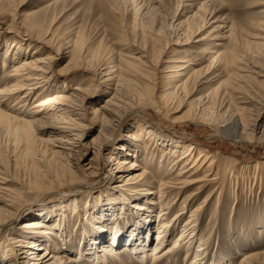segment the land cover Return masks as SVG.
<instances>
[{
    "label": "rangeland",
    "instance_id": "rangeland-1",
    "mask_svg": "<svg viewBox=\"0 0 264 264\" xmlns=\"http://www.w3.org/2000/svg\"><path fill=\"white\" fill-rule=\"evenodd\" d=\"M38 36L49 42L50 48L36 42ZM263 44L264 0H0L1 88L12 73V67L19 62L36 57L46 58L49 53H59L52 70L53 77H57L54 82L51 80L43 84L24 107L17 106V109L21 108V113L16 109L9 111L14 106V99L2 106L3 110L23 117L22 112L32 111L33 104L48 93L68 86L66 89L72 94L77 85L96 92L87 106L92 107L91 110L88 109L90 118H93L95 107L100 112L105 110L103 107L106 106L107 98L118 84L124 88L121 98L129 97L136 104L135 110L124 119L125 125L106 149L101 153L97 151L104 138L94 141L100 133V125L95 123L82 139L83 148H76L75 152H71L76 158L72 160L70 170L62 169L52 175L48 168L39 163L38 155L33 157L32 154H27L26 145L19 137L4 127L0 128V165L10 181L6 183L9 192H0V198L10 200L14 197L24 208L15 225L0 231V249L8 246L11 235L20 233L25 222L32 220L46 224L43 223V216L48 221H52V218L54 222L63 220V233L68 237L64 241L68 246L58 253L61 254L59 258L62 264H91L85 258L80 259L82 253L88 251L92 237L105 246L108 244L112 229V224L108 222L112 218L109 211L113 208L117 213L125 203L120 196L121 192L110 189L138 184L140 182L133 179L141 174V183L151 186L153 201H160L158 197L161 181L173 182L175 180L172 179L177 175L174 172L176 168L171 167L178 154L171 155L174 151L168 154L175 145L172 143L185 140L198 149L194 156L197 157L200 151H204L216 157L215 172L221 174L217 180L219 185L208 183L203 193L196 200H189L186 205H183L185 197L195 188L187 189L186 192L172 191V196L175 194L174 197L171 196L175 200V208L170 220L184 207L182 212L185 213L177 220L178 227L164 247H172L180 229L191 215L190 210L192 212L201 206L195 232L198 237L192 253L186 254L181 247L177 250L178 255L169 256L160 264H191L190 260L194 258V251L200 243L206 248L202 264H240L246 256L259 254L262 255L263 262L258 264H264V143L236 145L214 136L209 124L192 122L190 116L200 113L196 105L190 103L209 95L216 98L205 106L209 115L205 111V118L222 120L229 112L241 109L244 118L255 119L261 104L255 108L244 104L241 100L244 94L241 93L258 101L264 99V72L260 77L250 73L253 65L257 66V70L264 71ZM72 54H78L81 59H73L74 67L70 71L62 70ZM213 56L216 57L214 63ZM233 56L240 62L238 65L241 70L243 69L241 75L246 76L242 80L237 79L232 74L234 68L225 63L226 59ZM128 63L133 70L129 73L136 74L137 78H125L124 75L129 74L124 71ZM106 66L116 71L113 77L115 80L109 86L99 82V71ZM178 67L183 69L179 70ZM248 77H257L258 85ZM118 79L119 82L124 81L119 83ZM186 81L189 96L170 101L163 108V104L159 102L164 92L180 87ZM144 83L146 91L142 88ZM23 95L24 92L21 93ZM156 104L159 110L154 108ZM135 123L152 127L163 138L157 137L159 141L147 138L143 142L131 141L135 146L131 148L139 151L140 159H137L138 167L127 172L130 166L124 170L116 161L107 164L105 160L110 151L120 148L118 145L121 138L133 131L131 126ZM40 137L45 141L59 139L49 133H41ZM58 143H55L56 147L41 145L37 150L45 151L48 148L50 152L65 150L70 153V150ZM57 162L54 160L55 166ZM181 167L182 164L179 169ZM129 173L132 174L131 178L127 177ZM36 178L37 182H33ZM131 194L126 192L130 198L128 205L125 203L127 210L128 206L143 199L140 195L138 197ZM113 197L116 200L112 204L109 200ZM76 198H80L77 204L81 216L71 214L66 218L61 211H54L57 205L65 204L68 207ZM153 210L154 220L160 205ZM102 213L105 216H101ZM9 214L14 215V210L0 203V219ZM89 214H92L90 221ZM136 220L134 212L127 211L126 217L119 222L123 232L120 236L122 244L130 239L129 232ZM99 222H104L107 229L97 235L92 225L100 224ZM157 226L158 224L151 232V242L157 237ZM53 234L52 241L62 247L65 243L59 239L62 233L53 231ZM19 249L16 248L17 251ZM20 253L19 262H29L30 251L25 248ZM154 254L152 248L145 253L144 261L138 262L134 252H115L107 264H155ZM77 258L80 259L79 262Z\"/></svg>",
    "mask_w": 264,
    "mask_h": 264
},
{
    "label": "bare ground",
    "instance_id": "bare-ground-1",
    "mask_svg": "<svg viewBox=\"0 0 264 264\" xmlns=\"http://www.w3.org/2000/svg\"><path fill=\"white\" fill-rule=\"evenodd\" d=\"M206 13H208V10L206 11ZM209 13H211V11ZM36 42H38L43 47L50 48L48 44L49 42L44 41L42 36H38ZM58 56H59L58 52L55 55H51L49 53L46 56V58L36 57L33 59L31 58L26 62H19L16 66L12 67L13 71L8 76L7 81L4 83V86L2 88L0 87V128L4 127L7 130H10L12 134L19 137V139L26 145L27 154H32L33 157L38 155L40 158L39 163L43 164L46 168H48L50 170L49 174L51 175L57 174L62 169L70 170L71 162H73L72 160L76 158L75 157L76 155H74V153L71 152H75L74 150L76 148L77 149L83 148L82 139L86 134L87 130H92L95 123H98L100 125V133L99 136L94 141H98L100 138H104V141L101 143L100 148H97V151L98 153H101V151L106 149L108 145L111 143V141L113 142V140L116 138L117 132L120 129H122V127L125 125L124 119L129 117L128 115L131 114L133 110H135V106H136V104L133 103V101H131L129 97L121 98V96L124 94L123 91L124 88L123 86L118 84V87H116V89L112 92L111 96L107 98L106 106L103 107L105 110L100 112L98 108L96 107L94 108L93 118L89 117L88 109L90 107L87 106L90 105L91 99L95 96L96 92H92V90L89 88H83L81 85H77L75 88H73L74 92L72 94H69V92L67 91L66 88L68 86H66L65 89L62 88V90H55L53 92L48 93V95H45L41 100L33 104L34 107L32 108V111L27 113L22 112L24 113L22 115L23 117H18L16 114L8 113L7 111L2 109V106H4L6 103H9L10 100L14 99L15 100L14 106L10 107L9 111L17 110L20 112L21 108L17 109V106L24 107V105H26L29 102V100L36 95L35 92L37 91V89L43 87V84L45 85V83L47 84V82H50L51 80L53 83L54 82L53 80H55V78L57 77H53L52 70L54 64L56 63L55 61L58 59ZM73 59L76 60L81 59V56H78V54H72L70 61L62 70L70 71L74 67ZM215 60L216 57L213 56L212 63H214ZM225 63L229 65L231 68H234L232 74H234V76H236L237 79L242 80L246 78L245 75H241L240 72H242L243 69L241 70V67L238 65V63L240 62L237 61L234 56L226 59ZM256 68L257 66L253 65L250 68V73L253 75L255 74L257 77H260V75H262V72L264 71L261 69L257 70ZM79 69L82 68L80 67ZM177 69L182 70L183 68L178 67ZM236 70H238V72ZM124 71L128 73L131 71L133 72V70L130 68L129 63L125 66ZM115 72L116 71L114 68L111 67L109 68L106 66V68H104L102 71H99V76H100L99 82L102 84L104 83L106 86L109 83L114 82L115 79L113 80V77L116 75ZM124 76L128 80H130L131 77H136V78L138 77L136 74H130V73ZM257 77H248V78L253 80L254 84L256 83V85H258ZM229 79H231V77H229ZM229 79H227V81H231ZM187 83L188 81L184 82L180 87L176 86L173 90L167 89L164 92V96L160 98L159 103L163 104L162 107L163 108L167 107L170 104L169 103L170 101L181 99V97L183 96H184L183 99L187 98L189 96V95L187 96L188 93L187 91L188 87H186ZM144 86H146V83L142 85V88ZM146 88L144 87L143 89L145 90ZM144 90L142 92H144ZM22 92H24L23 96H21ZM241 94H244L242 95L243 97L241 98L244 104L251 105L253 108L257 107L258 104H261V107H259V110H257L258 112L255 119L253 118L251 119V117L250 119L249 117L244 118L241 109H239L238 112H229V114L223 117L222 120H216L212 117L205 118V115L207 113L205 106L208 105V103H210L211 99L216 98V96L212 97L207 95L206 97L202 96L199 99L190 103V105L193 106L196 105V107L200 111V113H197L196 115H192L191 113H190L191 115L189 114L191 116V121L197 124L199 123L203 124L204 122L209 124L213 130L214 136L221 139L223 138L225 140L227 139L236 145L247 146L251 142H258L259 144L260 143L263 144L264 143V99L262 98L260 101H258L245 93H241ZM39 97L40 96L38 95V98ZM222 100L224 101V98ZM136 102L141 103V101H137V100ZM154 108L159 110V106H157V104L155 105ZM229 110L227 109V113ZM205 111L206 113H204ZM131 127H133V131L129 132L130 134L126 135L124 138H121L119 142L118 146L120 147L119 148L120 150L117 148V151L116 149L110 151L107 154L108 159L105 160L107 164L109 163L111 164L112 162L116 161L117 165H121L123 167L122 169L124 170L126 169L127 166H130V168L126 170L127 172H130L133 169L135 170L138 167L137 159H140L139 151L132 150L131 147L135 148V146H133V143L131 141L143 142V140H145L146 138L148 140L156 139L159 141L157 137H162V135L154 131L152 127H150L151 128L150 129L149 127L141 126L136 123L134 124V126ZM41 133L54 134V136L59 139L45 141L44 138L40 137ZM57 141L59 142L58 144L64 146V149L70 150V153H67L65 150L60 152H50V150H47L48 148H46L45 151L43 149L37 150L38 148H40L41 145L46 146L45 144L53 145L54 147H56L55 143H57ZM172 144L175 145L173 146L172 152L170 151V153L168 154L173 153V151L174 154L171 155L175 156L178 154V158L175 159V161L172 163V165L173 164L174 165L171 167L172 169L176 168L174 172H176L177 175L175 176L176 177L175 179H172V181L175 180L173 182H165V180L163 182L161 181V184L159 186L160 195L158 197V200L160 201L154 202L155 200L151 197V195H153L151 186L149 185L147 186L148 183L147 184L141 183V181H143V176L141 174L138 178L133 179L134 181L140 182L138 184H133L128 186H115L112 188L113 190L110 189V191L113 192H121L120 196L123 198L126 205H128V201H130V198H128L129 196L126 195V192L132 193L131 196H136V195H138V197L142 196L143 199L139 200V202H136L132 206H128L129 207L128 210L126 208L127 206L125 207V203L123 206L120 207L118 206L119 209L117 213L115 212V210L113 211L112 208L111 211H109L111 214L110 216L112 218L110 217L111 219H108L109 224L110 225L112 224L111 235H109L111 236L110 241L105 246L103 245V243L101 244L97 242L95 240V237L94 238L92 237V239H90V241H92L91 242L92 244L88 248V251L85 252V254L82 253L83 256L80 255L81 260L85 258V260L91 264H107V262H109L110 260L109 258L111 257V255H113L115 252L120 254L124 252H134L135 254L134 256H136L137 261L143 262L145 259V253L151 250L152 248H154L155 251L154 263L160 264L167 257L169 258V256L175 254L178 255L177 250L181 247H183L186 254H190L193 252L198 237V235L195 232L197 231L196 224L197 221L199 220L197 217L198 211L201 206L195 208L194 211L192 210V212L190 210L191 215L189 216V218L186 219L183 228L180 227L181 229L179 236L172 243V247L169 246L164 247L165 243H167V241H170L169 239L172 237L173 231L178 227L177 220L183 217L185 213L182 212V210H184L185 208L184 207L181 209L180 213L175 218L170 220L172 216V212L174 211L175 208V205L173 204V201L175 200L171 199L172 191L177 190L178 192H183L185 190L186 192L187 189L195 188L194 191L192 190V192H190L185 197L183 205H186L187 202H189V200L190 201H193L194 199L196 200L198 195L203 193L208 183L211 184L217 183V180H219L218 176L220 173L218 174V172H215V167L217 164L215 160L216 157H214L211 153L200 151L199 155L196 157L194 156V154L195 152L198 151V149H196V147H193V144H188V142H186L185 140L175 142ZM54 160L58 161L57 166H55ZM181 164L182 167L179 169V166H181ZM4 170L5 169H3V167L0 165V192L6 194L9 192L8 188L6 187V183L10 181L8 174L5 173ZM131 175L132 174L129 173L127 177L131 178ZM33 182H37V178ZM150 185H153V183H151ZM174 195L172 197H174ZM6 196L8 197V195ZM175 197H178V195ZM4 199L5 198L1 199L2 200V202L0 201L1 205L2 203H4L5 207L14 210L15 214L14 215L9 214L7 217L5 216L2 217V219H0V231L4 229H9L13 225H15V222H17L18 218L21 216L20 214L21 211L24 210L21 204L17 202V200L14 197H12V199L10 200L9 199L4 200ZM79 199L80 198H76L75 200L70 202L68 207H65V204L59 206L57 205L54 211H61L63 214L62 216L66 218H68V216H71V214L81 216L80 209L77 204ZM114 199L116 200V198L113 197L112 199L109 200V202L113 204ZM134 201L135 200L133 199V202ZM71 205L74 206L70 208ZM158 205H160V210L156 213L154 217L155 219L153 220L152 217L154 214L152 213L155 212L153 209L157 208ZM189 206L191 205L189 204ZM127 211L130 212L133 211L137 220L135 221V224H133L132 226L133 229L131 228V231L129 230L130 231L129 233L131 234L130 239L127 237L128 240H126L125 244H122V241H120V236L122 235L123 232L120 229L119 222L123 220L124 217H126ZM91 216L92 214H89V218H88L89 221L91 220ZM101 216H105V215L102 213ZM42 220L43 223L46 224L35 223L36 221H32V220L27 221L22 226V229H20V233L16 232L14 235H11L10 243L8 244V246L5 249L2 248L0 249V264H18V263L23 264L19 262L20 261L19 254H21L20 253L21 250L23 249L25 250V248L28 251H30V253L28 254L29 262L25 264H62L59 258V255L61 254L58 253H60V251L64 249L65 246L66 247L68 246L67 243L64 241L68 237L67 234L63 233L65 231L63 220H61L60 222L59 221L54 222L52 218V221L51 219L48 221L43 216H42ZM99 223L100 224L92 225L93 226L92 228L94 229V232L97 235H99L98 234L99 232L101 234L102 232L104 233V229H105V226L103 224L104 222L103 223L99 222ZM156 224H158L157 237L154 241L151 242L150 235L153 228H155L154 226H156ZM53 231L62 233L59 238L62 239L63 242H65L62 244V247L60 245L58 246L57 243L52 241L51 236L54 235ZM105 234L107 233L105 232ZM202 244L203 243H200L197 247L198 249L194 251V258L190 260L191 264H202V261L205 259L204 252L206 251V248ZM17 247L20 248L19 251L16 250ZM39 251H42V253H39ZM136 251H139L138 252L139 255L135 253ZM24 252H22V254H24ZM261 256H262L261 254L246 256L240 264H258L259 262H263L262 261L263 258H261ZM48 257L50 259H47ZM77 259H78L77 262H79L80 259L79 258Z\"/></svg>",
    "mask_w": 264,
    "mask_h": 264
}]
</instances>
